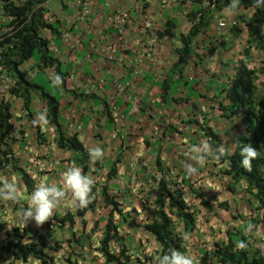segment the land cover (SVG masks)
Returning <instances> with one entry per match:
<instances>
[{"label": "crops", "instance_id": "1", "mask_svg": "<svg viewBox=\"0 0 264 264\" xmlns=\"http://www.w3.org/2000/svg\"><path fill=\"white\" fill-rule=\"evenodd\" d=\"M13 1L19 3L24 0ZM82 2L83 0H49L45 8L48 11L46 19L48 22H57L61 32L60 41L52 43L51 49L67 72L68 91L59 90L63 130L67 135L76 134L86 148L97 146L105 152L102 160L89 165L87 173L96 178L97 190L105 185L107 192L123 207L135 209L142 207V199L149 196L151 209H154L156 195L161 192L158 180L164 176V182H168L167 176L176 174L181 179L187 178L186 183L183 182L181 195L186 204L197 211L196 223L202 218L199 214L207 211L201 200L208 202L213 211L217 212L208 213L199 221V224L210 227L221 224L222 220L219 218L223 217L227 206L235 210L240 208L239 213L244 211L239 201L245 193V182L239 181L233 188L231 178L226 173L227 163L210 159L206 165L199 167L198 174L188 176L184 171V162L187 161L185 152L189 145L198 144L205 139L202 114L205 115L203 118L206 119V126L218 135L219 143L229 147L230 152L235 150L236 147L230 146L240 141L245 125L238 117L221 116L215 101L222 100L221 96L224 94L221 90L227 86L234 73V66L240 59L256 72L258 91L264 94V52L251 48L248 55L243 54L246 33L242 26H239L242 31L238 36H234L228 27L217 28L214 19L229 13L223 7L213 15L206 27H202L189 44L191 51L183 56V63L175 69L178 57L175 50L182 46L181 42L175 38H159L153 50L151 37L163 31L167 19L176 21V36L186 34L197 22V17L193 21L189 20L190 12L196 8L205 9L208 0H90L88 16L80 18L78 14ZM1 6L0 2V19L8 21L2 15ZM119 10L130 11L128 35L110 22L112 14ZM241 13L250 16V12L240 6L237 14ZM143 19L151 22L148 34L143 32ZM43 35L51 39L49 31H43ZM103 42L113 45L115 52L108 54L101 51ZM20 68L27 72L29 79H37L42 73L50 79L54 76L53 68L41 71L32 60L24 62ZM10 80V83L4 81L0 73V102H9L12 114V129L6 143L12 148L16 165L29 173L35 184L45 180L49 184L59 185V174L54 175L56 179L53 182V177L51 179L48 176H53L54 173L43 172L45 163L51 161L52 167L62 173L69 166H79L75 161L77 155L56 145L55 127L51 123L43 130L39 127L46 141L37 139L36 128L22 110V99L9 92L13 84V80ZM166 81L170 82L167 95L184 101L167 105L161 100L165 94L161 85ZM118 86L123 87L124 91H119ZM187 87L202 97L195 98ZM209 100H212L211 103ZM103 101L109 106L112 121L107 120ZM192 104L196 105L195 109ZM32 109L34 118L38 112H46V104L34 95ZM191 118L198 120L199 126L198 123H184ZM166 126L175 127L176 131L169 132ZM13 177L22 196L15 202L0 200V222L12 234L13 228L17 229L18 235L11 236L15 240L18 237L23 241L37 240L39 229L34 228L29 234L34 223L30 220L24 226L21 219L30 194L20 175L7 164L5 156L0 154V179L11 180ZM170 186L171 183L168 182L167 187ZM225 202L227 206L223 207ZM63 203L61 209L66 208L61 214H74L70 194ZM96 204L102 205L101 211H107L108 208L99 198ZM55 212L60 213L59 207ZM249 220L250 217L245 223ZM135 233L136 231L133 236H138ZM142 233L133 252L149 251L148 244H151L154 252L159 251L161 246L158 242L150 234H146V231ZM210 233L212 228L208 234ZM145 235L148 240H143ZM3 237L5 238L0 233V245ZM193 249L197 255L201 247L195 245ZM5 262L38 263L34 259L26 262L13 260L8 252L0 251V263Z\"/></svg>", "mask_w": 264, "mask_h": 264}, {"label": "trees", "instance_id": "2", "mask_svg": "<svg viewBox=\"0 0 264 264\" xmlns=\"http://www.w3.org/2000/svg\"><path fill=\"white\" fill-rule=\"evenodd\" d=\"M49 0H24L16 3L13 0H0L2 3V15L5 19H9L6 23L7 30L0 36V73L8 76L13 80V84L9 90L11 95L22 99V110L27 119L31 122L33 119L32 99L34 95H37L41 101L46 104V112L50 123L55 127V143L61 149H67L77 155L75 159L76 163L81 165V168L85 174L89 171V156L87 148L79 140L77 135H67L60 121V98L59 90L68 91L66 88L67 72L63 64L54 55L51 44L58 43L61 39V32L58 29L57 22H48L46 19L47 9L45 8L46 2ZM229 0H216L215 8L212 9H199L196 8L190 12L188 18L193 21L194 17H198V22H195L190 30L186 34H179L176 36L175 28L176 21L167 19L163 31L158 32L157 36L168 37L170 39H177L181 42V47L175 50L178 57L174 64L175 69L183 63V56L188 54L191 50L189 44L197 37L202 27H206L209 24L210 19L213 17L215 11L227 7ZM245 11L250 12V16L247 17L245 13L239 16L240 24L247 28V45L244 49V54L248 55L252 47L258 48L264 52V8L253 7V0H241L240 5ZM199 14V15H198ZM7 22V20H5ZM240 28L232 27L231 31L236 36L240 33ZM49 31L51 39L43 35V31ZM34 61L36 67L39 70L45 68H53L54 75L58 74L63 78V84L60 87H54L52 91L46 89V87L34 79H29L27 72L22 70L21 65L28 61ZM44 76L45 74L42 73ZM47 78V82H51V79ZM256 72L253 69L248 68L243 60L237 62L234 66V73L229 78L227 86L221 90L224 95L221 96L222 100L218 102V109L221 116L226 118H240L245 124L246 132L250 133V137L246 138L242 136L240 144H251L257 151L260 152V157L253 160L251 171L242 167V157L240 155L239 147L237 146L234 153L231 156H225L219 162H227L228 169L227 174L231 178V182L237 185L239 181L245 182L244 196L240 200V205L247 209L251 215V220L261 230L264 227V96L257 92ZM170 87V82L166 81L161 85V90L165 93L161 100L167 105H175L180 99H173L172 96L167 95V89ZM187 90L195 98L202 96L191 91V88L187 87ZM72 93V92H71ZM187 100V99H185ZM188 101V100H187ZM210 103L212 100H209ZM195 109L196 105L192 104ZM105 113L108 121H112V114L109 110V106L104 102ZM205 118V115L202 114ZM12 114L10 112V104L7 101L0 102V154L4 156H13V151L10 145L6 143V138L9 135L12 125L10 119ZM206 120V119H205ZM204 120V123H205ZM198 123L195 118L186 119L184 123ZM32 125V124H31ZM199 126V124H197ZM33 126V125H32ZM34 127V126H33ZM36 128V137L39 141H46L43 134L40 132V128ZM166 129L176 131L175 127L166 126ZM203 133L208 137L213 145L216 147L219 143L218 135H216L211 128L203 127ZM120 157V154H119ZM119 158H117L118 161ZM7 162V161H6ZM159 164V161L157 160ZM8 164V162H7ZM12 169L20 175V179L24 184L27 193H31L35 186V182L31 175L27 173L23 168L13 164ZM167 175V174H166ZM168 182L176 184L167 176ZM187 181V178H182V182ZM168 182H164V176L158 180V185L161 186V192H159L155 199L157 208L147 211V220L138 218V214L135 209H132L134 214L123 213L121 203L117 202L107 192L106 186H103L101 190V196L105 202V205L110 208L108 217L105 220L102 236L99 240V247L97 248L101 256L104 259V264H144L143 261L136 259L131 260L130 255L127 253V248L121 243L123 237L121 236L118 226L114 221V214H117L126 227L131 230L146 231V234H150L155 241L161 246L157 251L158 255H163L169 248H176L178 250H185V243L180 238L182 233L187 232L191 234L195 229L196 210L185 203L181 198V192L178 189L168 188ZM229 183L230 186H232ZM235 188V186L233 187ZM95 191V188H93ZM144 200L142 209L147 207L151 209L150 197ZM202 205L207 209L204 214L201 215L199 221L205 218L206 215L216 214L213 211L212 205H208L204 200H201ZM149 204V207H148ZM223 207L227 206V203H223ZM27 205L24 206V209ZM236 207H239L236 205ZM227 211L230 210L227 206ZM94 211V202L84 209L76 207L75 214L67 212L65 214L54 213L52 219L45 222L43 227H50L54 224L61 229L72 230L76 225V217L83 218L86 214ZM175 211V212H173ZM175 214V217L179 218L183 223L182 232H176L175 230V217L171 215ZM219 214V213H218ZM133 215V217H131ZM130 216L131 219L128 217ZM236 221L243 220V214L238 213V216L234 217ZM198 221V222H199ZM233 226V225H232ZM82 227H85V222H82ZM139 227H142L139 229ZM242 227L240 230L244 234ZM237 227L228 229L226 233V240L214 241L212 247L208 250L200 249L197 255L196 251H193V256L196 257L197 264H264V236H246L243 235ZM0 233L4 234L5 240L0 245V251L8 252L13 260L26 262L29 259L37 260L40 264H56L53 256L50 252H57L66 245L69 248L68 254L65 256V260L68 264H79L76 261L70 259L71 256V242L72 240L66 239L61 242L59 240L51 243L49 236L42 233L39 234L38 240L23 241L20 237L13 239L11 236L18 235L17 229L13 228V234L10 233L7 227L0 222ZM145 239L148 236L145 235ZM144 240V239H143ZM240 240H246L249 247L245 251L237 249L236 244ZM73 241L76 245L82 248L80 239L74 237ZM112 242L119 243L118 253H114L110 249Z\"/></svg>", "mask_w": 264, "mask_h": 264}, {"label": "clouds", "instance_id": "3", "mask_svg": "<svg viewBox=\"0 0 264 264\" xmlns=\"http://www.w3.org/2000/svg\"><path fill=\"white\" fill-rule=\"evenodd\" d=\"M215 4H216V0H208V5L206 6V8L214 10ZM240 5H241V0H229V3L227 5V7H225V8L228 9V12L230 15H236L239 8H240ZM253 7L258 8V9L264 8V0H253ZM217 11H215V13ZM242 14L243 13L237 14L238 18L236 17L233 19H229V18L222 17V16L216 17L214 20H216L217 28H225V27L229 28V26L231 25V28L229 29V30H231L232 27L239 28V26H242V28L244 29V32L246 33V41H247V39H248L247 28L243 27V25L240 24L239 16ZM246 16H247V14H246ZM222 20L226 21L225 26H224V22ZM197 22H198V17H197ZM149 23L151 24L150 21H149ZM218 23H219V25H218ZM150 29H151V27H150ZM239 30L242 31L241 28ZM217 31L218 30L216 29V32ZM232 34H233V32H232ZM1 35L2 34H0V36ZM233 35L236 36L235 34H233ZM152 37H156V39H157L156 43L152 46V48L154 50V48L157 45V42H158L160 37L155 36L154 34ZM165 38H168V37H162V39H165ZM246 41H245L244 47H246V45H247ZM107 46H110L112 51L106 50ZM252 48H254V47H252ZM255 49H258V48H255ZM100 50L105 52V53H108V54H112L115 52L113 45H111L108 42H103L102 46L100 47ZM153 50L151 52H153ZM258 50H260V49H258ZM243 54H244V50H243ZM240 60H243V59H240ZM240 60H238V61H240ZM1 75H3V74H1ZM6 77H8V76H6ZM256 80H257V78H256ZM51 83L54 87H60L63 84V78L60 75L56 74L51 78ZM255 85H256V81H255ZM118 90L120 91L119 86H118ZM257 92L264 96V94H262L261 92L258 91V87H257ZM219 101L220 100L215 101V104L217 105V107H218ZM104 102H106V101H103V105H104ZM204 120L205 119L202 117L201 121L203 123V127L204 128L209 127V126H206V123H204ZM241 122H242V120H241ZM31 124L34 127H37V126L40 127L42 130L45 129L50 124V120L48 119L47 112H44V111L38 112L36 114V116L32 119ZM198 124H199V122H198ZM202 131H203V128H202ZM204 136H205V134H204ZM243 136H245L246 138H249L250 133L246 132V129H245ZM237 146L239 147L240 155L243 158L242 159V167L247 169L248 171H251V168H252L251 162L260 157V152L257 151V149L254 148L251 144H240V141L234 143L230 147L235 148ZM86 150H87V153L89 156L90 165H94L97 161L102 160L105 156L104 149L97 147V146L88 147ZM233 153H234V151L230 152L229 147H226L223 143H220L216 147H213L210 139L205 136V139H202L198 144L189 145L187 151L185 152V155L187 157V161L184 162V171H185L186 175L194 176V175L198 174L199 167L206 165L210 159L219 161L222 158H224L225 156H231ZM2 156H4V155H2ZM10 157L11 156H7V157L5 156L7 162H8V159ZM188 161H190V162H188ZM8 165H9V163H8ZM10 167L12 168V166H10ZM87 173L85 174V172L81 168V165H79V166L73 165V166H69L65 171H63L61 173V183L59 185L49 184L45 180H41L40 182L36 183L34 188H33V191L30 193V195L28 197L27 207L24 209L22 216H21L23 225L25 226L26 223L31 220V221H34L37 226H41L45 222L52 219L57 208L64 202L65 197L68 196L69 194H70L71 202L74 205L75 212H76V207L81 208V209L87 208L92 203V201L94 202V211L93 212L97 211L98 208H95L96 205H99V204H96L97 199L99 198L100 200H102L104 202L103 197L101 196V190H102L103 186L97 190V186H95L97 183L96 178L90 174H87ZM169 178L171 180H173V182H176V184H171V186L169 188H172L174 186L175 189H178L181 192V189L184 186L183 185L184 181L182 182V179L177 177L176 174H174V175L169 174ZM93 188H95V191L93 190ZM195 191H197V190H195ZM21 196H22L21 189L18 186V184L15 180V177H13L11 180H9L7 178L0 179V200L14 201L15 202V201H19L21 199ZM110 196H112V195L110 194ZM112 197L115 199L114 196H112ZM181 198L183 199L182 195H181ZM116 201L119 202L118 200H116ZM104 205H105V202H104ZM99 206L102 207V205H99ZM123 206L124 205L121 204V208L123 210V213L124 212L128 213L129 209H131V211H132V209H135L134 207L127 208L126 206L125 207H123ZM105 207H107V206L105 205ZM107 208H108L107 211L104 210V211H106V215L102 214V216H100L98 218L97 223L105 224V220L108 217V213L110 210L109 207H107ZM156 208H157V205H156ZM156 208H154V209H156ZM154 209H149L147 207L142 209V207H139V208L135 209L136 210L135 212L138 214L137 215L138 219L140 218V219L147 220L148 215L146 212L150 211V210L152 211ZM228 211H230V210H228ZM244 211H246V210L244 209ZM75 212H74V214H75ZM101 212H103V211H101ZM173 212H175V211H173ZM249 213L250 212H248L247 216L250 217L251 220H253ZM59 214H61V213H59ZM87 215L88 214H86V216L83 218L76 217V224H79L81 226V230H80L81 233H84V231L86 230V226H87L86 217H87ZM115 215L118 218H120L117 214H114V221H115ZM244 215H246V214H243V218L245 219ZM173 216L175 217V214L171 215V217H173ZM128 218L131 219L130 216ZM177 219H179V218H177ZM251 220H249L244 225V228H243V231L246 234V236H248V235L257 236V237L264 236L263 231L261 232V230H264V227H261V230H260L257 227V225L254 224ZM83 221L85 222V227H82ZM115 223L117 224L116 221H115ZM180 223H181V232H182L183 223L181 220H180ZM123 224L126 227L124 222H123ZM194 224H195V229L191 234H188L187 232H185V233H182L180 236V238L185 243V245H184L185 250L187 249V244L185 241H189L190 236L196 232V230L198 228V227H196V225L198 226L199 222L194 223ZM53 225H54V223H53ZM117 226H118V224H117ZM44 228H46V227H44ZM103 228H104V226H103ZM119 228L120 227H118V229ZM126 229H127V231L128 230L132 231L131 229H128L127 227H126ZM228 229L229 228H226L225 232ZM224 234H225V238H226V233H224ZM101 236H102V234H101ZM211 238H212L211 240H213V236ZM49 241L51 243L54 242L51 240H49ZM80 243H81V241H80ZM213 243H212V245H213ZM81 245H82V248H84L82 243H81ZM211 247L212 246H210V247L206 246L205 247V244H204V247L201 249L208 251ZM236 247H237V249H239L241 251H245L248 249L249 244L246 240H240L237 242ZM127 250H128V248H127ZM127 253L129 254L130 250H128ZM131 257L132 256L130 255V258ZM131 260H132V258H131ZM155 264H197V260H196L195 256L189 255L186 251L178 250L176 248H169L168 251L166 253H164L163 255L156 256Z\"/></svg>", "mask_w": 264, "mask_h": 264}, {"label": "rangeland", "instance_id": "4", "mask_svg": "<svg viewBox=\"0 0 264 264\" xmlns=\"http://www.w3.org/2000/svg\"><path fill=\"white\" fill-rule=\"evenodd\" d=\"M218 17H220V16H218ZM224 17L229 18V19H233L236 17L238 18L237 15H230L229 13L227 15H225ZM6 23H8V21L6 22L4 20V18L0 19V29H1L0 34H3L7 30ZM230 28H231V25L229 26V29ZM36 81L38 83L44 85L46 87V89L49 91H52L54 89V86L52 85V83L47 82V78L43 74H41L37 78ZM8 163L10 166H12L13 164L16 163V160L14 159V157H10L8 159ZM106 165L108 166V164H106ZM43 168L45 169V171H43L44 173H49V174L54 173L53 176H48V177H51V179L53 177V179H52L53 182H54V178L56 179V177H54V175L56 173L60 175V177H58V178H61V173L57 169H54L52 167L51 161H47ZM48 183H50V182H48ZM240 200H242V199H240ZM62 206L63 205L59 206L60 213L65 210L64 208H66V207H64L63 209H61ZM95 208H98V210L95 212L89 213L86 217L87 226H86V230L84 231V233L80 232L81 226L79 224H76L72 228V230H68L66 228L61 229L59 226H57L55 224L50 226L49 228L48 227L44 228L42 226H37L34 221H31L32 223H34V225H31L32 229H31V231H29V234H31L32 230L34 228H36V230L39 229V231H40L39 233H42L44 235L49 236V240H51V241L59 240V241L63 242L66 239L72 240V242H71L72 251H71V256H70V259L72 261H76L79 264H104V259L97 249L99 247V240L101 238V234L103 231L104 224L97 223V220L101 216V214L106 215V211L101 212L99 205H96ZM245 210L246 211L240 212L241 214H246V215H244L245 219L241 220V221H236V219H234V217L238 216L240 208H239V210H235L232 207L230 209V211L224 212L223 217L219 218V220H222L221 224L214 225L213 227H210L207 224H199L196 232L190 236V240L185 241L187 244L186 252L189 255H193L194 254L193 248L195 247V245H199L201 248H203L202 244H205V247L206 246L210 247V246H212V243L216 240H221V238H222V240H225V234L224 233H225L226 228L232 229L233 227H237L240 230L242 227H244V225L246 224L245 222L248 218V216H247L248 210L247 209H245ZM128 211L130 212V214H134L133 211H131V209H129ZM243 212H245V213H243ZM116 217L117 216L115 215V221L117 222L118 227H120L119 232H120L121 236L123 237V240L121 243L124 246H126L128 248V250H130L129 254L132 256L131 257L132 260L136 261V259H138V260L143 261L144 264H155V258L157 256V254H156V252L153 253L154 251L151 247V244H148L149 251H147V252H142V251H140L139 253L133 252V250L136 248L135 244H137L140 241V239H138V237L143 236L142 230H135L136 231L135 234L138 236H133L135 231H133V232L129 231V230L127 231L122 220L120 218H118V217L116 218ZM132 217H133V215H132ZM138 220L139 219L137 218L136 221H138ZM211 228H212V233L208 234L209 230H211ZM175 230H176V232H181V223H180V220L177 219L176 217H175ZM241 231L242 230H240V232ZM75 236L80 238V241L83 244L84 248H81L75 244V242L73 241V238ZM212 236H213V240H211ZM205 238H208V239L206 240ZM4 240H5V238L3 237L2 241L4 242ZM144 240H148V239H145V237H144ZM119 246H120L119 243L112 242L110 244V249L114 253H118ZM69 250L70 249L67 248V246L65 245V246H62V249L59 250L58 252H50V254L53 256L56 264H68L65 260V256H66V254H68ZM0 264H3V263H0ZM4 264H7V262H5ZM28 264H39V263L31 262Z\"/></svg>", "mask_w": 264, "mask_h": 264}, {"label": "built area", "instance_id": "5", "mask_svg": "<svg viewBox=\"0 0 264 264\" xmlns=\"http://www.w3.org/2000/svg\"><path fill=\"white\" fill-rule=\"evenodd\" d=\"M90 0H83L82 2V6H81V10L79 12V17L80 18H84L86 16H88L89 13V9H88V2ZM153 0H145V2H152ZM130 19V11L129 10H119L116 11L114 14H112L111 18H110V22L112 25L116 26L118 29H121L122 32L125 35L129 34V28L127 27V24L129 22ZM142 24H143V32L148 34L149 33V29L151 27V24L149 23V21L147 19H143L142 20ZM224 22V26L226 25V21L222 20ZM220 22V21H219ZM219 25V23H218ZM126 40V37H125ZM156 37H152L151 38V46H153L156 43ZM106 50H110L112 51L110 46L106 47ZM152 51V49H151ZM1 78L6 81V82H11L10 78L6 77L5 75H1ZM8 87V86H7ZM120 91H123L124 88L119 86Z\"/></svg>", "mask_w": 264, "mask_h": 264}, {"label": "bare ground", "instance_id": "6", "mask_svg": "<svg viewBox=\"0 0 264 264\" xmlns=\"http://www.w3.org/2000/svg\"><path fill=\"white\" fill-rule=\"evenodd\" d=\"M204 236V235H203Z\"/></svg>", "mask_w": 264, "mask_h": 264}]
</instances>
